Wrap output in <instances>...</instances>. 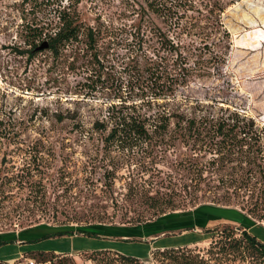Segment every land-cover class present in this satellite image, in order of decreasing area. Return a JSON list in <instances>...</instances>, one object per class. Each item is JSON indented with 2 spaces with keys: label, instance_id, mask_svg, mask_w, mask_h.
Instances as JSON below:
<instances>
[{
  "label": "rangeland",
  "instance_id": "rangeland-1",
  "mask_svg": "<svg viewBox=\"0 0 264 264\" xmlns=\"http://www.w3.org/2000/svg\"><path fill=\"white\" fill-rule=\"evenodd\" d=\"M36 1L40 0H0V122L3 121L2 128H11L17 134L13 140L0 137V235L5 240L12 239L0 245L3 264H28V259L8 247L16 241L14 234L28 224L47 222L49 226L75 227V220L70 218L90 210L104 214L106 224H135L129 220L135 219L145 205L129 191L130 185L136 180H151L152 166L173 171L184 147L178 144L168 148L165 156L154 159L155 164L145 151L125 157L115 177L106 179L111 184L105 185L104 165L108 162L112 166L114 162L96 150L91 126L111 103L121 99L138 102L141 98L137 89H127V75L122 70L134 56H152L162 49L165 37L199 54L202 38L210 30L204 17L209 0H77L73 6L84 30L78 44L69 45L57 56L42 50L28 57L19 53L29 47L20 35L22 23L40 26L54 18L53 1L46 6L34 5ZM221 20L230 39L225 67L221 73L210 69V75L194 77L180 93L224 106L221 101H226L263 124L264 0H235L226 6ZM88 28L94 33L91 47L86 37ZM52 31L44 29L42 37ZM193 60L196 57L190 56ZM109 153L113 158L119 155L117 151ZM27 167L30 180H40L52 199L58 192L70 190L66 197L56 198L59 205L51 207L49 214L37 211V215L26 217V210L24 215L16 213H21L23 207L15 206L25 202L28 187L6 185L4 178ZM132 174L133 182L129 177ZM193 207L165 213L138 228L129 225L127 230H140L142 234L140 226H145L144 232L148 233V226L155 224L151 230L154 235L164 232L171 236L184 229L192 230ZM236 208L237 214L235 210L212 207L209 219L227 220L237 227L246 222L256 224V236L263 241L264 219L246 214L245 219ZM220 224L225 223L202 229L211 232ZM37 228L47 229L39 225ZM210 240L190 248L206 257ZM114 256L82 252L70 255V259L72 264H120ZM235 264L248 261L237 260Z\"/></svg>",
  "mask_w": 264,
  "mask_h": 264
},
{
  "label": "trees",
  "instance_id": "trees-1",
  "mask_svg": "<svg viewBox=\"0 0 264 264\" xmlns=\"http://www.w3.org/2000/svg\"><path fill=\"white\" fill-rule=\"evenodd\" d=\"M51 1L55 3L54 18L40 26L22 23L20 35L29 47L19 50L20 54L31 57L36 52L49 50L57 56L64 48L79 42L84 30L73 6L77 0H40L34 5L46 6ZM233 2L235 0H209L205 4L208 9L204 17L210 30L202 38L203 47L199 54L185 50L180 42L165 37L162 52L157 50L152 56L144 53L142 59L134 56L131 62L122 66L127 75L124 79L127 89H137L141 98L138 102L121 99L111 103L101 117L93 121L90 131L95 133L96 150L109 157V162H114L112 166L108 162L104 165L105 185L111 184L106 179L115 177L118 164L125 157L145 151L155 164L154 159L165 156L168 148L178 144L184 147L173 171L164 172L152 166L151 180H136L133 186L130 185L129 191L145 205L135 219L129 220V223H135L129 224L131 226L143 225L152 218L178 209L185 210L188 205H214L233 210L238 206L242 217L250 215L264 219V123L259 124L226 101H221L226 104L224 106L180 93L194 77L208 76L212 73L210 69L221 73L225 67L230 39L221 14ZM44 29L53 31L42 37ZM86 37L88 45L93 46L95 40L91 28H88ZM43 42L46 47L36 50ZM207 53L210 55L205 56ZM190 56H195L196 60L190 61ZM2 125L3 121L0 122V137L13 140L16 132L11 128L6 130L5 126L2 128ZM112 151L119 152V155L111 157L109 152ZM31 176L27 167L4 178L6 185L13 183L28 187L25 202L15 206L23 207L21 213L18 210L16 213L24 215L26 210V217L37 215V211L49 214L51 207L59 205L56 198L66 197L70 190L58 192L60 194L52 199L44 184L40 180H30ZM131 176L133 182L135 175ZM71 219L77 226L65 228L41 222L28 224L22 230L45 226L47 229L41 235L29 240L34 242L75 233L98 237L100 226L107 225L104 214L96 210ZM210 237L206 257L189 246L153 249L148 261L110 250L84 253L113 254V259L117 258L120 264H235L237 260L264 264V242L245 227L220 224L212 229ZM11 240L3 237L0 245ZM23 257L32 259L34 264H72L73 261L70 254L54 251H27Z\"/></svg>",
  "mask_w": 264,
  "mask_h": 264
},
{
  "label": "crops",
  "instance_id": "crops-1",
  "mask_svg": "<svg viewBox=\"0 0 264 264\" xmlns=\"http://www.w3.org/2000/svg\"><path fill=\"white\" fill-rule=\"evenodd\" d=\"M212 207L233 210V208L230 207L214 205L198 206L194 210V224H192V230L184 229L180 233H175L171 236L164 235V232L154 235L151 230L156 228V224L148 226V229L150 230L148 233L146 231V233L144 232L145 226H140L143 230L142 234L140 230H127V228L130 227L129 225L107 224L102 227L100 226V235L98 237L75 233L72 235L50 237L29 242V240L36 238L46 230L44 228L39 229L35 226L29 229L20 230L16 233L14 232L16 241L15 243L9 244L8 247H13L22 255L27 251H54L56 253L72 255L92 250H110L126 255H132L143 261H147L149 260V254L153 249L206 245L211 239V232L206 230L207 228L202 229L203 226L207 227L219 222H230L227 220H210L209 218L213 216ZM236 211L237 210H235V213L237 214ZM238 213L240 214V212ZM244 218L247 219L245 216ZM242 226L257 238L255 231L256 224L246 222L242 224ZM136 227L138 228V226H135L134 228ZM132 232H134V234ZM261 234H263L262 236L264 237V233ZM0 239H2L1 235ZM262 242H264V240ZM2 247L3 246L0 248Z\"/></svg>",
  "mask_w": 264,
  "mask_h": 264
},
{
  "label": "water",
  "instance_id": "water-1",
  "mask_svg": "<svg viewBox=\"0 0 264 264\" xmlns=\"http://www.w3.org/2000/svg\"><path fill=\"white\" fill-rule=\"evenodd\" d=\"M46 42H43L40 46H38L37 48H36V50H40V49H43L44 47H46Z\"/></svg>",
  "mask_w": 264,
  "mask_h": 264
},
{
  "label": "built area",
  "instance_id": "built-area-1",
  "mask_svg": "<svg viewBox=\"0 0 264 264\" xmlns=\"http://www.w3.org/2000/svg\"><path fill=\"white\" fill-rule=\"evenodd\" d=\"M28 264H34V261L32 259H28Z\"/></svg>",
  "mask_w": 264,
  "mask_h": 264
}]
</instances>
